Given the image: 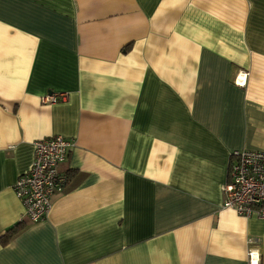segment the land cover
Listing matches in <instances>:
<instances>
[{
  "label": "crops",
  "instance_id": "crops-1",
  "mask_svg": "<svg viewBox=\"0 0 264 264\" xmlns=\"http://www.w3.org/2000/svg\"><path fill=\"white\" fill-rule=\"evenodd\" d=\"M56 135L67 180L33 223L13 184ZM244 149L264 0H0V264H264V219L222 207Z\"/></svg>",
  "mask_w": 264,
  "mask_h": 264
},
{
  "label": "built area",
  "instance_id": "built-area-1",
  "mask_svg": "<svg viewBox=\"0 0 264 264\" xmlns=\"http://www.w3.org/2000/svg\"><path fill=\"white\" fill-rule=\"evenodd\" d=\"M236 83L243 85L246 73H238ZM63 92L41 97L44 103L64 100ZM74 140L61 135L40 138L33 142L34 155L29 170L17 177L13 191L23 205L24 217L31 222L43 219L49 208L51 196L66 183V176L59 172L67 151ZM222 207L237 214L264 219V151L239 150L228 157L226 180L221 186Z\"/></svg>",
  "mask_w": 264,
  "mask_h": 264
},
{
  "label": "trees",
  "instance_id": "trees-1",
  "mask_svg": "<svg viewBox=\"0 0 264 264\" xmlns=\"http://www.w3.org/2000/svg\"><path fill=\"white\" fill-rule=\"evenodd\" d=\"M21 227V223L20 224H16L15 227L12 228V230L8 231L7 234L4 238V240L2 242H5L8 240V238H10L11 234L15 233L17 230H19Z\"/></svg>",
  "mask_w": 264,
  "mask_h": 264
}]
</instances>
